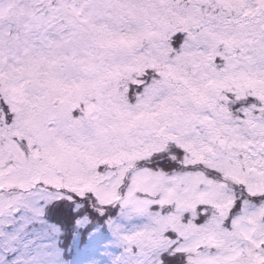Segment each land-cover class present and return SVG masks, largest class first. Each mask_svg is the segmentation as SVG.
Returning a JSON list of instances; mask_svg holds the SVG:
<instances>
[{"label": "snow or ice", "instance_id": "snow-or-ice-1", "mask_svg": "<svg viewBox=\"0 0 264 264\" xmlns=\"http://www.w3.org/2000/svg\"><path fill=\"white\" fill-rule=\"evenodd\" d=\"M0 264H264V0H0Z\"/></svg>", "mask_w": 264, "mask_h": 264}]
</instances>
